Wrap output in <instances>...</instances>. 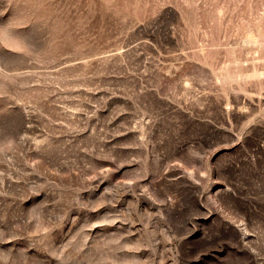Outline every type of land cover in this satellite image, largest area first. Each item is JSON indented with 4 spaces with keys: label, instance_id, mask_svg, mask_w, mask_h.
<instances>
[{
    "label": "rangeland",
    "instance_id": "rangeland-1",
    "mask_svg": "<svg viewBox=\"0 0 264 264\" xmlns=\"http://www.w3.org/2000/svg\"><path fill=\"white\" fill-rule=\"evenodd\" d=\"M0 264H264V0H0Z\"/></svg>",
    "mask_w": 264,
    "mask_h": 264
}]
</instances>
